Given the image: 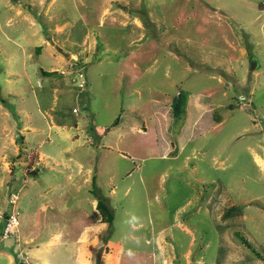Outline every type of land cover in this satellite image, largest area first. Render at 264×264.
Wrapping results in <instances>:
<instances>
[{
	"label": "rangeland",
	"instance_id": "1",
	"mask_svg": "<svg viewBox=\"0 0 264 264\" xmlns=\"http://www.w3.org/2000/svg\"><path fill=\"white\" fill-rule=\"evenodd\" d=\"M110 7L117 12L105 13ZM16 8L52 30L55 20L68 18L94 24L102 43V61L91 56L82 68L89 85L81 98L59 99L53 111L89 121L95 142L81 132L79 140L68 142L51 133L38 135L21 151L27 159L36 147L50 151L71 146L87 162L92 158L82 150L92 151L98 161L96 189L115 214L93 254L105 249L100 246L111 231L104 264H188L190 259L216 264L234 247L257 258L256 249L264 260V0H0V40L5 30L25 44L22 34L30 27L16 19ZM122 14L131 16L127 26ZM135 15L143 27L135 25ZM11 16L13 22L7 20ZM52 59L39 60L51 67ZM252 60L257 62L254 69ZM5 69L0 55V101L8 104L16 98L6 89ZM20 86L30 88L25 77ZM181 90L191 96L180 139L174 138L169 110ZM198 94L204 95L201 103ZM74 107L80 111L73 112ZM14 118L20 124L24 117L17 113ZM189 135L191 141L185 139ZM184 139L189 144L179 151ZM1 146L0 140V196L9 199L11 191L30 185L34 175L28 170L32 164L23 163L11 174ZM27 188L19 194L20 217ZM94 188L92 183L81 191V205L93 219L96 212L86 197ZM72 209L79 219L67 222L70 230L85 217L79 205ZM17 229L21 236V225ZM68 242L69 259L61 264H76V244ZM162 243H168L169 251L159 250ZM188 249L191 257L184 254Z\"/></svg>",
	"mask_w": 264,
	"mask_h": 264
},
{
	"label": "crops",
	"instance_id": "2",
	"mask_svg": "<svg viewBox=\"0 0 264 264\" xmlns=\"http://www.w3.org/2000/svg\"><path fill=\"white\" fill-rule=\"evenodd\" d=\"M55 1L52 0V3ZM50 8L51 6L46 8L47 12ZM117 10V8L110 7L106 8L104 12L113 14ZM123 10L125 9L122 8L120 13H125ZM127 14H122L123 19H126L121 21L124 26H127L131 19V16H127ZM15 16L18 17L17 20L26 21L30 30L28 33L22 34L25 44L18 42L16 35L5 30L2 32L4 36L0 40V55H4L6 60V89L9 88L16 98L8 104L4 99L0 101L1 153L3 164L11 174H16L17 164L23 163L26 166L32 164L28 170H31L30 174H33L34 178L30 185L23 184L18 190L20 194V191L28 187L21 209L23 216H21L20 222L21 236L18 231L19 241L14 237L0 238V255L4 258L3 263L5 264H20L17 254L23 244L29 249L31 264H61L69 259L65 252L70 244L68 240H73L76 244L74 252L76 264H94L92 261L94 247L100 243L108 225L102 221V214L97 207L98 199L94 194L86 197V199H90L93 211L96 212L94 219L85 208V204L81 205L85 198L81 195V191L84 188H90V185L94 183L98 167V161L94 160L92 151L82 150L86 151V156L92 158L87 162L83 157L79 158L78 152H75L71 146L62 149L53 148L50 151L36 147L30 152V157L28 155L27 161L22 156V149L28 141L36 139L38 135L50 137L51 133L59 135L68 142L69 140H79L81 132L86 134L88 140L95 142L96 139L90 135L89 125L91 123L89 121L74 119L70 116L61 117L54 114L53 111H57L59 99L81 98V90L74 79L76 70L82 69L91 56L100 60L99 62L102 61L101 55H99L102 43L96 36V25L84 20L82 24L77 19L68 18L62 23L55 20L56 24L52 30L37 16H31L22 8H16ZM15 16H11L7 20L13 22L11 20L15 19ZM132 20L138 27H143V22L137 15L133 16ZM3 39L5 40L3 41ZM20 47L22 55L19 52ZM46 56L53 58L55 65L47 67L44 62L39 60L40 57ZM43 71H58V73L45 74ZM23 77L28 80L30 88L20 86ZM3 89V86H0V90ZM198 97L201 103L200 99L204 98V95L198 94ZM86 99L89 98L86 97ZM156 101L159 105L165 104L164 101L162 104V100ZM9 104L12 105L13 110H10ZM170 105L169 113L171 112V119H173L172 101H170ZM76 108L74 107L73 112L78 113L80 110L76 111ZM17 113L24 117L20 124L14 118ZM15 126H17L16 132L14 131ZM185 126L186 122L178 134L180 139L186 131ZM134 129L141 131L143 128H137L134 125ZM192 138L189 135L185 139L191 141ZM185 139L180 142L179 151L185 150L189 144ZM13 154L20 155L14 157ZM32 155H34V161L31 159ZM69 189H75L77 193H69ZM7 200L8 198L0 196L1 209L7 210ZM75 205L80 206L82 210L79 212L85 217L80 219L83 220L82 224L80 223L75 229L70 230L67 222L72 223L79 219L77 218L78 212L72 209ZM3 227V222H0V232ZM45 237L48 239L42 240ZM106 237L105 244L102 245H105V254L112 242L111 231ZM167 244H159V250L169 251L170 247ZM62 245L63 247H61ZM234 248L236 249V247ZM235 249L228 250L227 254L229 255H225V258L220 259L216 264H245L244 260L247 261V264H264V260L257 254V258H255V254L248 256L241 248H237L239 251L241 250L240 254H237V249ZM234 252H236L235 255ZM184 254L189 257L192 255L190 249L186 250ZM188 261V264H193L192 259L190 262ZM197 262L198 264H207L202 260ZM167 263L169 262L167 261ZM171 263L175 264L174 261Z\"/></svg>",
	"mask_w": 264,
	"mask_h": 264
},
{
	"label": "trees",
	"instance_id": "3",
	"mask_svg": "<svg viewBox=\"0 0 264 264\" xmlns=\"http://www.w3.org/2000/svg\"><path fill=\"white\" fill-rule=\"evenodd\" d=\"M43 73L56 74L58 73V71H43ZM189 97H190L189 91L181 90L178 92V94L174 97L172 101L174 138L181 132V129L185 123L187 117V107H188ZM116 123H118V121H116ZM19 155L20 154H13L14 157H19ZM94 187L95 188L92 190V192L98 199L97 207L102 214V221L106 222L107 225L110 227L115 219V214L112 205L111 203H109L108 198L102 195L99 189H96L95 181H94ZM104 239L106 241L107 237L105 236ZM242 239L248 246H251V242H249L245 238ZM252 248L255 249L254 247ZM254 253H256L259 257L263 258L261 253L258 252L256 249ZM104 255H105L104 249H100L95 255L93 254L94 264H104Z\"/></svg>",
	"mask_w": 264,
	"mask_h": 264
},
{
	"label": "built area",
	"instance_id": "4",
	"mask_svg": "<svg viewBox=\"0 0 264 264\" xmlns=\"http://www.w3.org/2000/svg\"><path fill=\"white\" fill-rule=\"evenodd\" d=\"M74 79L76 85L81 91L89 85L87 75L83 69L76 70ZM75 110L78 111L79 109L76 108ZM19 198L20 196L18 190L11 191L8 199V203L11 206L7 210L0 208V222H3L4 224L3 230L0 232V238L14 237L17 241H19V233L17 229L21 222V211L18 208ZM17 257L22 264H31V255L28 252L27 247L23 244L19 248Z\"/></svg>",
	"mask_w": 264,
	"mask_h": 264
},
{
	"label": "water",
	"instance_id": "5",
	"mask_svg": "<svg viewBox=\"0 0 264 264\" xmlns=\"http://www.w3.org/2000/svg\"><path fill=\"white\" fill-rule=\"evenodd\" d=\"M257 65V62L255 60H252L251 69H254Z\"/></svg>",
	"mask_w": 264,
	"mask_h": 264
},
{
	"label": "clouds",
	"instance_id": "6",
	"mask_svg": "<svg viewBox=\"0 0 264 264\" xmlns=\"http://www.w3.org/2000/svg\"><path fill=\"white\" fill-rule=\"evenodd\" d=\"M133 219H135V218H133Z\"/></svg>",
	"mask_w": 264,
	"mask_h": 264
}]
</instances>
